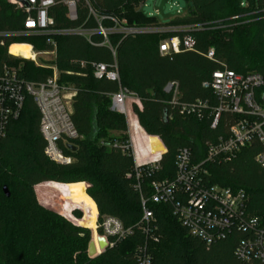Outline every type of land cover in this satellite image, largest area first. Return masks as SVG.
<instances>
[{"label":"trees","instance_id":"1","mask_svg":"<svg viewBox=\"0 0 264 264\" xmlns=\"http://www.w3.org/2000/svg\"><path fill=\"white\" fill-rule=\"evenodd\" d=\"M11 1L0 0V76L13 69L26 82H46L54 75L52 69L13 57L8 50L15 44L44 52L55 49L56 59L47 65L56 66L59 85L74 94L71 119L79 139L72 142L75 149L63 148L71 164L50 161L39 130L40 113L26 97L21 116L10 122L0 140V264H138V252L145 246L153 264H264L235 257L243 235L207 247L189 234L168 204L148 203L155 220L149 235L139 225L141 196L153 195V181L175 178L178 151L188 148L196 163L205 160L208 146L227 135L233 119L224 115L213 129L211 111L202 119L183 117L169 103L173 93L166 92L167 86H177L179 103L200 100L216 107V97L203 84L223 65L237 74L255 72L264 78V0H186L187 15L168 23L142 12L147 0H53L48 10L53 25L47 33L28 32L25 8ZM66 1L75 2V20L68 17ZM71 31L75 33H65ZM186 37L196 41L195 52L160 53L163 42ZM210 50L215 61L205 56ZM99 64L109 71L116 65L119 82L96 78ZM121 90L142 103V110L133 109L144 131L153 136L148 141L155 147L154 156L163 150L154 137L167 148L161 170L143 177L142 195L134 175L130 178L131 155L110 148L115 140H127L126 117L111 110L112 96ZM263 95L264 87L257 91L262 105ZM261 151L255 141L232 161L206 169L211 185L243 190L250 213L264 223V170L255 161ZM84 183L90 185L87 191ZM48 199L63 201L59 212L67 217L81 209L83 219L81 212L74 214L80 226L93 228L98 210L99 222L112 216L133 233L90 258L91 231L43 206L52 207ZM93 243L98 253L99 240Z\"/></svg>","mask_w":264,"mask_h":264},{"label":"built area","instance_id":"2","mask_svg":"<svg viewBox=\"0 0 264 264\" xmlns=\"http://www.w3.org/2000/svg\"><path fill=\"white\" fill-rule=\"evenodd\" d=\"M25 1L28 7L15 0L11 1L24 7L28 14L24 23L25 29L30 33H47L53 25L48 10L54 1ZM65 5L68 8L69 19L75 20V2L66 1ZM99 32L106 37V32L102 28ZM184 51H196V41L192 37L183 40L173 38L160 46L162 55ZM35 56L37 58L36 53ZM205 56L208 60L215 61L213 50L208 51ZM95 77L119 82L117 66L109 71L103 64L96 65ZM203 87L213 92L217 99L216 107H211L208 102L200 100L190 104L179 103L177 86L173 84L166 88L167 93H173L169 103L177 107L183 117L195 116L202 119L206 111H211V116L214 118L213 129L218 126L222 116H231L233 119L227 135L219 137L216 143H211L205 160L199 163L194 161L191 149L182 148L178 151L175 178L153 181L151 183L153 195L150 198L141 196L143 217L139 225L143 232L149 235L155 220L153 213L147 207L148 203L168 204L172 206L173 215L189 234L207 247L226 241L233 234L243 235L235 249V257L245 263H264V223L250 213L246 193L243 190L211 185L209 172L206 169L210 164L232 161L238 153L256 141L262 151L255 161L264 170V105L257 100V91L264 87V78L255 72L237 74L223 65L221 69L212 73L211 79L205 82ZM66 93L71 94L67 96ZM27 96L33 99L40 113L39 130L46 143L45 156L58 165L71 164L72 159L64 154L63 148L73 146L72 142L79 139L71 119V101L74 94L59 85L56 71L46 82L34 83L20 79L17 71L13 69H5L0 76V140L6 135L10 122L21 116ZM134 105L139 110L143 109L140 100L127 91L121 90L112 96L111 110L124 115L127 119V140L123 142L115 140L110 148H119L123 153L131 155L134 166L130 178L134 175L137 181L136 189L142 195L143 177L151 176L161 170L167 148L159 137H154L158 139V144L163 149L160 158L156 159L155 147L151 148L148 141L153 136L148 135L142 128L134 112ZM85 185L87 191L90 185ZM75 210L82 213L81 219H83L84 212L81 209ZM75 210L70 212L69 217L62 213L60 215L75 226L89 229L96 242L104 239L107 243L106 249L114 248L133 233L132 229L125 228L118 218L112 216L104 217L99 222L98 210L93 228L80 226L78 222L81 219L75 217ZM98 248L97 256L106 250L101 251L99 246ZM137 261L138 264H153L146 246L139 250Z\"/></svg>","mask_w":264,"mask_h":264},{"label":"rangeland","instance_id":"3","mask_svg":"<svg viewBox=\"0 0 264 264\" xmlns=\"http://www.w3.org/2000/svg\"><path fill=\"white\" fill-rule=\"evenodd\" d=\"M244 3H246V0H242ZM142 12L148 16V17H155L159 22L161 23H168L172 19L177 17H183L187 15L188 13V6L186 0H147L142 6H141ZM32 48L33 46L30 45ZM34 53H36L37 58L35 61L29 60L33 62L37 66L41 67H48L52 69L53 74L55 71L57 72V77H59V72L56 68V66H48L47 64L50 62L55 61L56 59V51L51 52H44V51H36L33 48ZM9 54V52H8ZM10 55V54H9ZM18 58V57H17ZM24 59V58H19ZM28 60V59H26ZM15 69H19L17 67H14ZM64 88L69 89L67 86H62ZM70 90V89H69ZM71 94V93H70ZM70 94L66 93L67 96H70ZM129 102V101H127ZM117 135V134H116ZM86 184V183H84ZM49 203L52 207L49 205H43L46 208L53 210L54 212L60 214L59 207H61V204H63V201L57 200V199H48ZM79 211L75 210L74 214ZM82 215V214H81ZM93 237L91 238V241H93Z\"/></svg>","mask_w":264,"mask_h":264},{"label":"bare ground","instance_id":"4","mask_svg":"<svg viewBox=\"0 0 264 264\" xmlns=\"http://www.w3.org/2000/svg\"><path fill=\"white\" fill-rule=\"evenodd\" d=\"M9 54L14 57L24 58L28 60H34L36 58L31 46L26 44L12 45L9 49Z\"/></svg>","mask_w":264,"mask_h":264},{"label":"water","instance_id":"5","mask_svg":"<svg viewBox=\"0 0 264 264\" xmlns=\"http://www.w3.org/2000/svg\"><path fill=\"white\" fill-rule=\"evenodd\" d=\"M20 3H22V4H23L24 6H26V7L29 6L28 3H27L26 1H24V0H23V1H20ZM262 101H263V103H264V95L262 96ZM71 148H72V149H75V148L72 147V146H71ZM161 154H162V152L159 153V154H157L156 159H159ZM4 191H5L6 196L9 197V192H8V190L5 188ZM99 243H100V246H99V247H100V250H101V251H104V250L107 248V243H106V241H105L104 239H99ZM88 255H89L90 258H95V257H97V255H98V253H96V250H95V246H94L93 241H91L90 244H89Z\"/></svg>","mask_w":264,"mask_h":264},{"label":"crops","instance_id":"6","mask_svg":"<svg viewBox=\"0 0 264 264\" xmlns=\"http://www.w3.org/2000/svg\"><path fill=\"white\" fill-rule=\"evenodd\" d=\"M32 48V47H31ZM10 49V48H9ZM8 52H9V50H8ZM34 52V51H33ZM12 56V55H11ZM14 57V56H13Z\"/></svg>","mask_w":264,"mask_h":264}]
</instances>
